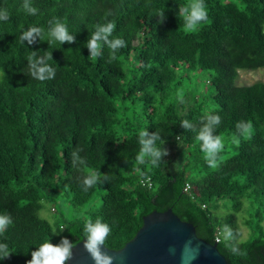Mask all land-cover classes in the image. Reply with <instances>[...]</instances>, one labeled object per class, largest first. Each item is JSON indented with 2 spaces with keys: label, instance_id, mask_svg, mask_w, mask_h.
I'll use <instances>...</instances> for the list:
<instances>
[{
  "label": "trees",
  "instance_id": "1",
  "mask_svg": "<svg viewBox=\"0 0 264 264\" xmlns=\"http://www.w3.org/2000/svg\"><path fill=\"white\" fill-rule=\"evenodd\" d=\"M22 3L0 0L10 13L0 22V214L13 219L0 236L12 255L0 264H26L45 241L76 244L89 219L107 223L104 245L119 249L144 215L169 208L227 264H264V81L237 82L240 70L264 68V0H205L208 20L191 33L177 15L187 0H32L34 16ZM55 17L75 43L19 42L22 29L46 30ZM108 21L127 46L111 63L106 46L90 60L85 42ZM31 51L52 54L55 79L28 75ZM205 113L222 121L217 169L203 160L197 133L180 126L187 119L199 129ZM240 120L252 131L237 145ZM141 130L158 132L169 151L158 167L135 161ZM77 147L85 171L109 177L87 192L71 164ZM46 202L61 207L52 221L40 214ZM239 223L248 234L234 255L215 238L224 225L242 232Z\"/></svg>",
  "mask_w": 264,
  "mask_h": 264
},
{
  "label": "clouds",
  "instance_id": "2",
  "mask_svg": "<svg viewBox=\"0 0 264 264\" xmlns=\"http://www.w3.org/2000/svg\"><path fill=\"white\" fill-rule=\"evenodd\" d=\"M22 10L27 15H37L39 9L34 7L32 0H23ZM114 15L111 9L105 12V20L108 16ZM178 17L183 20V28L186 32H194L202 23L208 20V11L205 0H187V3L178 6ZM159 17L158 23H163L166 19L165 12L160 11L156 14ZM10 19V13L6 8H0V22H6ZM116 25L112 21L104 24H97L95 31L85 42V47L88 49L90 60H96L103 56V48L106 46L109 50L108 62L111 63L117 59V53L123 47H126V42L120 37H113V32ZM45 35L47 43L60 44L75 43L76 37L69 33L67 25L58 17L53 18L48 22V27L45 30L42 27L30 26L27 29H22L18 40L21 44L33 45L44 41ZM53 60L52 54L45 52L43 56H38L36 51H31L27 57L28 75L31 78L45 82L55 79L56 68L48 63ZM180 102H183L181 99ZM221 117L212 113H205L201 120L199 129L195 127L189 120L181 121L180 126L184 130H191L197 133L196 140L200 142V151L203 154V160L211 169H217L220 164V153L224 150L225 142L222 136L216 134V129L221 123ZM236 139L235 143H239V137L250 138L252 131V123L250 121L240 120L236 123ZM161 140L158 132H149L141 130L138 133L139 151L135 157L137 164H148L151 167H158L164 162L163 158L169 155L166 147L157 145V141ZM81 148H75L71 153V164L74 169L82 174L78 177V181L83 191L95 187L98 183L107 181L109 177L103 175L100 171H85L87 161L80 155ZM146 179L147 177H143ZM13 224V219L10 214H0V236H3L6 229ZM110 227L101 219H96L93 222L89 219L84 225L85 250L89 253L94 264H113L114 257L107 255L101 248L104 246L105 240L110 234ZM242 232L233 230L230 226L224 225L220 232V238L225 243L228 250L238 255L240 253L239 244L241 241ZM215 242L216 238H215ZM73 248L72 243L67 238H62L57 245L50 241H45L40 244L35 251L31 253V260L26 264H67L72 258ZM170 252L175 253V249L171 248ZM199 252V246L193 245L191 241H187L183 247L181 254L182 264H190L191 260L195 259ZM185 253H188L187 255ZM12 253L9 250L7 243H0V260L9 258Z\"/></svg>",
  "mask_w": 264,
  "mask_h": 264
},
{
  "label": "water",
  "instance_id": "3",
  "mask_svg": "<svg viewBox=\"0 0 264 264\" xmlns=\"http://www.w3.org/2000/svg\"><path fill=\"white\" fill-rule=\"evenodd\" d=\"M85 241L83 238L73 245L67 264H94L85 250ZM187 241L199 246L198 255L190 264H227L216 243L198 237L194 225L181 220L170 208L144 215L140 228L121 248H101L114 257L113 264H182L181 254ZM171 248L175 249L174 254Z\"/></svg>",
  "mask_w": 264,
  "mask_h": 264
},
{
  "label": "rangeland",
  "instance_id": "4",
  "mask_svg": "<svg viewBox=\"0 0 264 264\" xmlns=\"http://www.w3.org/2000/svg\"><path fill=\"white\" fill-rule=\"evenodd\" d=\"M264 81V68H258L255 70H240L237 78V82L239 84H250L255 81ZM49 203H44V208L41 210L40 214L43 217H46L50 221L54 219L53 215L58 214L61 211V207L58 205H55L57 208V212H53L48 210ZM50 209V207H49ZM241 214V213H240ZM239 214V216H240ZM241 230H242V239H245L248 234V228L244 226L242 223H239ZM263 225H264V220H263Z\"/></svg>",
  "mask_w": 264,
  "mask_h": 264
},
{
  "label": "built area",
  "instance_id": "5",
  "mask_svg": "<svg viewBox=\"0 0 264 264\" xmlns=\"http://www.w3.org/2000/svg\"><path fill=\"white\" fill-rule=\"evenodd\" d=\"M219 237H220L219 235L216 236V241H219Z\"/></svg>",
  "mask_w": 264,
  "mask_h": 264
}]
</instances>
